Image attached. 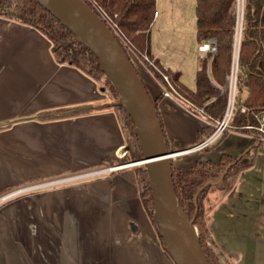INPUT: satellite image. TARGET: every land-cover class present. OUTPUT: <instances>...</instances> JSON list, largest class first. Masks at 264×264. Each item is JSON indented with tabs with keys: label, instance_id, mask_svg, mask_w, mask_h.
<instances>
[{
	"label": "crops",
	"instance_id": "obj_1",
	"mask_svg": "<svg viewBox=\"0 0 264 264\" xmlns=\"http://www.w3.org/2000/svg\"><path fill=\"white\" fill-rule=\"evenodd\" d=\"M151 57L180 73L186 87L180 66L153 34ZM138 72L153 99L163 94L146 65ZM159 111L174 150L196 147L173 158L179 167L240 156L258 140L229 128L215 142L199 143V131L212 125L204 113L178 97H163ZM128 152L100 83L59 63L37 29L0 17V197L112 168L0 205V264H174L139 196L134 166L122 162ZM207 222L222 264H264V143Z\"/></svg>",
	"mask_w": 264,
	"mask_h": 264
},
{
	"label": "trees",
	"instance_id": "obj_2",
	"mask_svg": "<svg viewBox=\"0 0 264 264\" xmlns=\"http://www.w3.org/2000/svg\"><path fill=\"white\" fill-rule=\"evenodd\" d=\"M84 1L94 11L101 10L108 15L117 25L119 32L131 42L139 59L143 60L145 56H148L153 60L151 34L157 12V0ZM0 17L33 27L43 33L51 41L59 63L76 67L97 82L104 78L103 81L109 86V88L104 86V89L109 90L117 100L119 99L112 83L102 72L96 56L79 43L77 37L41 4L34 0H0ZM196 24L199 46L213 40L217 46V52L203 55L200 59L201 67L197 72L194 91H188L180 84V73L168 70L167 74L171 78L172 85L179 93L184 94L182 100L189 103V106L204 108V114L211 124L222 121L229 105L230 77L235 64V52L240 34L236 96L230 125L235 131L250 133L246 126L256 125V114L264 111V0H243L242 12L240 0H196ZM116 38L121 43L118 36ZM68 40L74 48L69 49L61 44ZM123 48L135 66L132 54L124 46ZM154 62L162 69L157 61L154 60ZM136 70L138 72L137 68ZM152 71L157 79H161L157 71L153 68ZM163 97L164 94H161L153 102L164 129L168 149L173 151L169 148L164 122L159 111V102ZM116 107L118 112H115L127 145L131 150L132 147L137 149L138 161L143 160L144 155L135 134L134 123L122 107L118 104ZM243 108L246 109L245 113L242 112ZM214 130L212 125L202 128L198 134L199 143L209 138ZM131 139L132 145H130ZM261 143L259 140H253L250 148L240 156L224 154L218 161H197L186 167H177L174 159L170 160L178 204L193 221L210 264H220V262L213 249L207 244L209 238L215 246L219 247L207 223V216L217 204L209 203V195L213 190L220 191L218 202L228 194L236 185L240 174L253 164L256 150ZM141 171L144 185L139 196L165 250V244L156 223L149 177L146 168ZM220 178V183H212ZM166 254L168 255L167 252ZM168 257L174 263L169 255Z\"/></svg>",
	"mask_w": 264,
	"mask_h": 264
},
{
	"label": "water",
	"instance_id": "obj_3",
	"mask_svg": "<svg viewBox=\"0 0 264 264\" xmlns=\"http://www.w3.org/2000/svg\"><path fill=\"white\" fill-rule=\"evenodd\" d=\"M34 1L46 8L96 56L102 72L119 96L118 105L134 123L144 158L133 164L146 168L156 223L168 255L175 264H210L193 221L178 204L170 163L174 157L196 147L180 151L168 149L156 106L130 57L84 0Z\"/></svg>",
	"mask_w": 264,
	"mask_h": 264
},
{
	"label": "rangeland",
	"instance_id": "obj_4",
	"mask_svg": "<svg viewBox=\"0 0 264 264\" xmlns=\"http://www.w3.org/2000/svg\"><path fill=\"white\" fill-rule=\"evenodd\" d=\"M240 8L242 12L243 0H240ZM156 10L159 16L158 19L155 20L152 28L154 41L160 42V44L162 45V47H164L168 55L172 56L173 62H175L180 66L183 76L182 81L185 84L186 89L188 91H190V89L194 90L196 86L197 72L201 67L200 59L203 57V54L199 51V42L197 38L196 0H157ZM61 44L69 49L74 48V45L70 42V40H68L67 42H62ZM238 45H239V41L237 43V46ZM132 58L136 68L141 69L143 62L140 61L138 58L136 59L134 56H132ZM103 79L104 78H102V80L99 81V83L101 87H103L105 99L109 103V107L112 108L114 111L118 112L116 104H118L119 99L117 100V98H115L114 95L109 90L104 89V86H107L108 88L109 86L106 82L103 81ZM151 88L153 92V86ZM169 89L176 95L181 94L174 87L173 88L169 87ZM180 96H181L180 99L184 98L183 97L184 94H181ZM183 103L188 109H190L191 111L197 114H200V112L202 114L204 113V108H192L184 101ZM229 127L231 128L230 124ZM130 142H131L130 145H132L133 144L132 139L130 140ZM128 147L130 151L122 160V162L134 166L139 181V192L142 193V187L144 185V182L142 180L143 173L141 169H145V166L141 164H133V162L139 160L138 158L139 154L137 153V149L135 147L134 148L132 147V150L130 149V146ZM169 148L174 150L171 146H169ZM177 167H179V165ZM221 178L215 179L214 181L212 180L213 181L212 183H220ZM220 195H221L220 191L213 190L209 195V199H208L209 203L211 205L218 203L217 199L220 197ZM207 220H208V216H207ZM207 244L210 248L213 249L214 253L216 254V257L219 258L220 264H222L221 262L222 258H220L221 257L220 254L222 252L219 249V247L215 246L213 244V241L209 238L207 240Z\"/></svg>",
	"mask_w": 264,
	"mask_h": 264
},
{
	"label": "built area",
	"instance_id": "obj_5",
	"mask_svg": "<svg viewBox=\"0 0 264 264\" xmlns=\"http://www.w3.org/2000/svg\"><path fill=\"white\" fill-rule=\"evenodd\" d=\"M96 13L106 23V25L109 27V29L116 36H118L119 40L123 44V45L122 44L121 45L124 46L127 49V51H129L132 54V56H134L136 59L137 58L139 59V57L134 52V49H133L131 42L119 32L117 25L112 22V20L108 17V15H106L101 10H97ZM155 16H158V12H156ZM237 49H238V52H237ZM199 51L203 55L215 54L217 52V46L213 40H210V41L206 42L205 44L199 46ZM238 56H239V45L236 48L235 64H234V68L232 70V74L230 77L228 110H227L222 121L217 122L216 124H212V125H215L216 129L205 144H211V143L215 142L216 140H218L222 136L223 133H225L230 128L229 124H230V121L232 118L234 105H235L237 74H238ZM139 60L142 61L144 65H146L147 69H149L154 76H155V73L152 71V68L160 74L161 79H157L156 76H155V78L161 84V86L163 88L164 97H167V98H175L178 96H179L178 98L181 97L179 94H177L178 95L177 96L176 94H174L169 89V87L173 88V85H172V81H171L170 76L167 74V71H168L167 69H164V68L161 69V68L157 67L155 62L153 60H151L148 56H145L143 60H141V59H139ZM242 112L245 113L246 109L243 108ZM256 120H257L256 125H248V126H246V129L251 131L250 133H251L252 138L258 139L260 142L264 143V111L256 114ZM111 170H112V168L95 170V171H91V172L84 173L81 175H76V176H72V177H68L65 179L56 180V181H52V182H48V183L32 185V186L24 187V188L15 190V191H11V192L4 194L0 197V205H2L3 203H5V202L17 197V196L23 195L25 193H28V192H31V191H34L37 189H42V188H46L49 186H54V185H58L60 183H66V182H70V181H74V180H78V179H82V178L102 175V174L110 172Z\"/></svg>",
	"mask_w": 264,
	"mask_h": 264
}]
</instances>
